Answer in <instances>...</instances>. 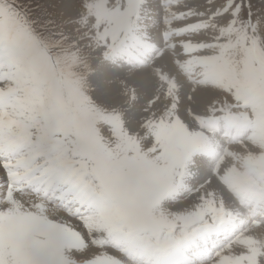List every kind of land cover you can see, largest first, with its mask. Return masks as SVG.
<instances>
[{"label": "snow or ice", "instance_id": "obj_1", "mask_svg": "<svg viewBox=\"0 0 264 264\" xmlns=\"http://www.w3.org/2000/svg\"><path fill=\"white\" fill-rule=\"evenodd\" d=\"M0 264H264V0H0Z\"/></svg>", "mask_w": 264, "mask_h": 264}, {"label": "rangeland", "instance_id": "obj_2", "mask_svg": "<svg viewBox=\"0 0 264 264\" xmlns=\"http://www.w3.org/2000/svg\"><path fill=\"white\" fill-rule=\"evenodd\" d=\"M70 1L71 0H67V1L66 0H33V3L34 4L39 3V4L44 5L45 7L48 8L49 12H52V13L56 14L57 16L59 15L60 12H63L65 16H70V15L74 14V12L76 10L77 0H75V1L73 0L72 2H74V3H72V2L70 4L67 3V2H70ZM29 2H31V0H29ZM117 76H120V74L117 75ZM113 81H115V80L113 79ZM93 82L95 84V92H94L95 97L98 98L99 100H101L102 102L107 103V101H105L106 100L105 97L102 94L103 91H104V88H102L103 86L100 85V84H99V86H96L95 79H93ZM98 94H99V96H98ZM144 99L145 98H141V100L139 101V106L142 107V105L144 103Z\"/></svg>", "mask_w": 264, "mask_h": 264}, {"label": "bare ground", "instance_id": "obj_3", "mask_svg": "<svg viewBox=\"0 0 264 264\" xmlns=\"http://www.w3.org/2000/svg\"><path fill=\"white\" fill-rule=\"evenodd\" d=\"M72 1L73 0H71L70 2H67V3L70 4ZM72 3H74V2H72ZM119 74L122 76L124 73L122 71L115 73L116 76ZM109 78L110 77L103 76V75L93 77V79H95V81H96V86H99V84L103 86L102 88H104V91L102 94L105 97V99H106L105 101H107V103H109V104L121 103L122 102L121 98L116 94V91H115V87L117 86L116 81H113L111 84H109L108 83ZM140 90H141V98H146L148 95H150V87L148 86V84L146 82L141 84ZM98 96H99V94H98Z\"/></svg>", "mask_w": 264, "mask_h": 264}]
</instances>
